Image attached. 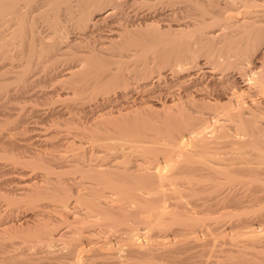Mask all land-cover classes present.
Wrapping results in <instances>:
<instances>
[{
    "label": "rangeland",
    "instance_id": "rangeland-1",
    "mask_svg": "<svg viewBox=\"0 0 264 264\" xmlns=\"http://www.w3.org/2000/svg\"><path fill=\"white\" fill-rule=\"evenodd\" d=\"M42 1L43 6L39 10H34L32 4H28L25 0L19 1V7L21 10L25 11L24 18L27 22L29 21L31 28L33 27L32 33L35 37L36 46L40 50H43V56L33 59L31 67H29L26 72L25 64L28 59L26 44L10 43L7 44L8 46L6 45L8 54H12V56L10 55L11 61H9V57L3 59L0 55V222L5 223V225L10 228L12 226L11 229L15 231L11 233V235L14 234V236H9L8 234H10V232L6 233L5 236H0V241L5 243L1 251H7H3L4 253L1 254H15L20 251L28 253L27 256L29 258L27 259L29 261L31 260L30 262L16 260V264H264V200L244 202V205L240 202L242 198L245 199V197L248 196L245 194L256 189L255 187L257 185L259 187L261 184L259 182L263 181V179H256L257 176L264 177V175L257 174V176L253 175V177L250 175L251 178H249L250 176H246V179L244 178L246 187H244L242 191L244 193L246 191L247 193L244 194L241 193V191L231 193L233 191L230 192L227 189L229 187L230 190L232 189L231 185L229 186V184H231L230 177L225 173L228 169V166L225 165L228 164H224L228 163L226 159L228 153L226 151H228L230 147V136H225L221 138L220 141H211L214 136L225 135L227 132L230 134L231 129L228 125L227 127L215 129V126L219 123V121H216L214 125L209 126V128L207 127L204 134L206 141H198V143L201 144L199 147H196L193 142L191 143L189 141H169V139H167V133L169 134V132H172L174 134L178 131H170V129L173 130V128L168 125H163L164 121L161 119L164 117L163 110L166 109H162V106L160 107L153 104L155 102L162 103L165 97L168 101L172 98L174 92L176 93L182 90V84L187 88L190 86L188 90L191 91L194 96L197 95L194 98H198L196 101L200 104L201 101L206 102L208 99L215 98L216 94L219 93L218 97L220 102L218 101V104L216 103L217 105L215 106L217 110H221L226 105L228 106V104H234V99H231L229 103H227L228 100H226L227 97L230 96V91L243 93L242 98L244 97L243 100H247L246 102L255 101V99L258 100L262 94L255 88V85L251 84L253 86H251L252 88L248 87L244 89L246 85L243 86V84H249V82H251L250 78L259 74L260 71L264 72V70H262L264 69V22L256 21L260 18L259 16H261L262 13L264 15V0H199L200 2L198 1V4L202 2V6L198 5L200 8L199 10L197 9L198 7L193 9L192 16L195 15L193 17L194 19L192 17H187L186 19L184 14L177 10L180 5L189 3L191 0H189V2H187L188 0H125V3H121L122 9H120V17L117 12H115L118 11L116 9L111 15H108L103 20L96 21L93 25L90 24L89 18L93 13L107 7L104 3L95 5L91 2L81 3L78 0ZM212 3L215 7H209ZM216 3H222L221 8L220 4L218 7ZM223 6H225V8ZM207 7L208 9L212 7V9L215 8V10H221L216 11L218 12L217 15L214 13L213 16H206L208 22H206V20L205 23L201 22L200 24V21L195 19L197 18L196 13L198 12L200 14L203 10L209 12ZM123 10L125 13H123ZM174 10L176 12H174ZM221 11L223 15L220 14ZM127 12L129 14L128 16H126ZM168 12L169 14L172 13L170 14L172 17ZM174 13H177L175 17ZM214 15L216 16L215 18ZM131 17L145 20L146 26L144 23H141L140 26H138L140 27L138 28V32L140 33L142 30V32L149 33L148 36L158 33L161 38H164V33H167L164 31H166V29L169 30L167 28L168 24L172 26V28L169 27L172 31L174 24L187 22H190V24H187L188 28L187 26L185 27L187 30L183 31L187 35H195L202 29L207 31L217 28L221 30V34L218 35L219 37L216 35L217 37H214V41L212 40L208 43L203 42V44L196 46V48L189 52L193 61L192 65L195 62L197 66L193 68L195 70L192 71V76H185V73L180 74L181 71L176 69L175 66L173 67L170 63L167 64V62H164L163 57L154 58L152 53L155 54L158 48H160V51L164 55V45H162V49L161 46L156 47L157 49L154 48V40L152 41V38L150 41L148 37L146 41L141 44L142 46L139 45L140 47H134L133 49L136 51L133 49H124L121 45V38H119V40L118 37L114 38L117 32V30L114 29L119 27V22L122 23L123 20ZM164 27L166 28L165 30ZM190 29L191 31H188ZM6 32L7 31H3L0 37L5 36ZM114 40L117 43H115V45L112 43ZM100 51L102 52L101 55L98 54L101 53ZM122 51L133 56L129 55L128 57L121 58L120 56L108 55L109 53H119L120 55L124 53ZM218 53L220 56H217ZM94 54L95 56H93ZM212 54L217 56V58H212ZM225 55L229 58L227 59ZM97 57H99V59ZM191 58L189 60H191ZM195 60L198 61V64ZM10 62L14 67L10 65ZM155 62L157 65H155ZM17 63H21L24 69L22 76L24 77L23 80L16 76L17 74L13 73V71L20 68H18V66L16 67ZM103 64L106 66L103 67L104 70H110L111 68V71L115 72L117 76L116 81L112 83L108 82V85L107 83L105 84L106 80L102 77L103 74H99V69L103 70L101 67ZM11 67L14 70L11 69ZM68 70L72 71L65 75V72ZM139 71L143 72L140 73ZM195 71L196 74L194 73ZM172 72L173 74H171ZM86 73L88 74L87 77ZM127 74L129 75L127 76ZM180 75L184 76L181 77ZM160 76L164 78L160 79ZM183 79L186 83L183 82ZM129 80L131 82H129ZM146 81H151V84L148 86L150 89L148 87L143 88V84ZM166 81L167 85L165 84ZM137 90H140L139 93ZM219 91H221V93ZM205 92L211 97L207 96ZM223 92H225V94H223ZM8 95L10 98H7ZM223 95L226 97H223ZM201 96H205L204 100H199ZM145 97L149 98L145 100ZM208 111L210 112L211 110L204 109L205 116H203V120L209 119L208 117H210V115ZM155 114L157 115L155 116ZM190 114H193L192 116L197 115L193 111H191ZM130 116L142 117L140 121L143 122L137 125L135 122L136 120L132 121ZM127 117H129V120ZM123 119L128 122L127 125L124 121H121ZM255 126H257V123H255ZM193 127H195V125H193ZM227 128H229L230 131H228L229 129ZM91 131L92 133L99 131V134L103 133L108 136L117 137H121L120 135L125 137L126 132L128 133V135H126L127 137L130 133H135L136 135L147 134L146 136H150L151 138H149L147 146H150V151L152 152L153 150L154 153L149 152V154L147 151L145 152L141 149H138L136 152L135 149L127 151V158L129 161L131 159V163L127 162L128 159H126L127 161L125 160L126 163L131 166L136 165V167L139 168L138 170H140L138 172H143L145 170L149 171L152 169L150 166L157 165L156 162H160L158 165H162L165 161H169L166 162L165 167L163 166L164 173L166 176L168 175V178H166L167 181L164 182L166 184H164V196L160 194L162 196L161 198L158 194L144 195L147 199L148 197L150 199L154 198V204L156 203V206L157 204L158 206L162 205L166 211H164V215L160 219L161 221L158 226L147 225L144 220L138 219L139 216V218H143L144 215L146 216L148 214V212L145 211L146 208L142 204V207L136 203H131L132 205L126 203L119 206L122 203L113 200L112 197L110 199L108 195V197L104 199L101 198L102 202H100V204L103 206V209H109L106 210L108 213L110 211V213L113 214V222L116 220V222L119 223V219L121 218L119 224L113 223L111 219L103 218L102 213H96V208H94L92 204L90 205L88 201H83V198H94L93 191L85 189L87 185H90V180L79 179V174L77 173L55 176L54 174L51 175L45 172V168H49L52 171L54 168V171H65L70 169L69 167H72L74 164L82 165L80 161H85V159L89 158L88 156L96 158V155H102L104 152L100 153L99 148L95 145L92 147L90 144L91 142H89L94 139V137L90 135L92 134ZM119 131H124V133H120ZM258 133L254 141L245 138L246 141H243V143L246 147L248 145L247 149H249L250 152L264 154V132L259 130ZM130 137H132V135ZM13 158H15V161ZM132 158H135L133 160L134 162L136 161L135 163L132 161ZM36 159L37 163L34 165ZM77 159H79V161ZM255 159L257 160V158L253 156L250 160L256 161ZM222 161L227 162L222 163ZM31 162H33V164H31ZM65 163L67 165H65ZM215 163L218 164L215 165ZM219 164L221 166L224 164L220 167L221 170L216 169L217 166L219 168ZM28 165L34 166L29 167ZM214 170L219 171L218 173H213ZM221 172H223V174ZM171 173L172 175H170ZM225 174L229 181L225 178ZM74 180L80 181V183L76 184ZM65 181L66 183L64 184ZM167 187L170 189H167ZM186 187H188V189ZM172 190L176 191L174 192ZM86 191L90 192L85 193ZM170 191L174 193L173 197L169 196L172 194ZM38 193H40V195ZM59 193L68 200V204L65 207L58 206V203L53 200V196L60 195ZM167 193L168 195L166 196ZM228 193H231L230 195L232 196ZM238 195L239 197L241 196V200ZM164 199L166 200L164 201ZM233 199L234 201L236 199L237 205L236 201L233 202ZM101 206L99 208H101ZM123 207L126 208V211L122 210ZM119 211L122 213H119ZM114 213L116 214L114 215ZM123 213H126L125 216H123ZM117 214L119 216H116ZM117 217L120 218L117 219ZM123 217L127 219L124 220ZM37 224L42 225L39 229L40 231H34L35 225ZM125 228L134 229L138 233V236H132ZM46 234L50 235L49 238L53 240H43L44 244L43 241L31 242L26 240L27 242H22V240H24L23 238L27 239L29 237L32 239V236H44ZM11 241L16 242L14 244H9ZM142 241L146 243L147 250L132 252L129 249V246L132 244ZM46 243L49 246H46ZM45 247L48 248L45 249ZM3 260L5 264L6 262L7 264H11L12 262L10 259H7V261L6 259Z\"/></svg>",
    "mask_w": 264,
    "mask_h": 264
},
{
    "label": "bare ground",
    "instance_id": "bare-ground-1",
    "mask_svg": "<svg viewBox=\"0 0 264 264\" xmlns=\"http://www.w3.org/2000/svg\"><path fill=\"white\" fill-rule=\"evenodd\" d=\"M19 1L20 0H0V35L3 33V31H7L5 36L3 37H0V55L1 57L4 59V58H10V55L12 56V54H8V49L6 48V45L7 44H14V43H22V44H26V53H27V62H26V66H25V71L27 72V70L29 69V67H31V63H32V60L35 59V58H40L43 56V50H40L39 48H37L36 46V43H35V37L32 33V28H31V24L29 23V21L27 22L26 19L24 18V15H25V11L21 10L20 7H19ZM28 4H32V7L34 8V10H39L42 6H43V1L42 0H25ZM79 2L83 3V2H91L95 5H98V4H101V3H104L107 7H105L104 9H102L101 11H97L95 13H93V15L89 18L90 19V24L93 25L96 21H100V20H103L105 17H107L108 15H111L113 13L114 10H118V11H115L117 12L118 16L120 17L121 15V3H125V0H78ZM124 1V2H123ZM128 1V0H127ZM132 1V0H131ZM173 1V0H172ZM199 0H191V2H189V0L187 2L189 3H186V4H183V5H180L177 10L181 13L184 14V16L188 18H193L194 16H192V11L193 9L197 8L198 10L200 9L198 5H201L198 4ZM213 1V0H212ZM178 2V1H177ZM180 2V1H179ZM205 2V1H204ZM129 3H132V2H129ZM173 3V2H172ZM231 3V2H230ZM237 3V2H236ZM24 4V3H23ZM174 4V3H173ZM219 7V4L220 3H216ZM215 4V5H216ZM227 4H228V1H227ZM125 5V4H124ZM127 5V3H126ZM125 5V6H126ZM224 5V4H223ZM129 6V5H128ZM202 6V5H201ZM208 6V5H207ZM212 6V7H215L213 5V3L211 5H209V7ZM222 6V3L220 4V8ZM168 7V6H167ZM207 9L209 10V12H206L203 11L199 14L196 13V17L195 19H198L200 21V24L201 22L205 23V21L207 20V17L206 16H213L214 13H216L215 15H217L218 12L216 11H220L218 8V10H215L214 9ZM225 8V6H223ZM129 8V7H128ZM176 8V7H175ZM174 8V9H175ZM223 8V9H224ZM244 8V7H243ZM28 10V9H27ZM146 10V8H145ZM173 10V9H172ZM171 10V11H172ZM197 10V11H198ZM214 10V11H213ZM252 10V9H251ZM124 11V10H123ZM170 11V12H171ZM201 11V10H200ZM227 11V10H226ZM248 11V10H247ZM250 11V10H249ZM132 12V11H131ZM174 12H176L174 10ZM252 12V11H251ZM125 13V11L123 12ZM138 13V12H137ZM136 13V14H137ZM225 13V12H224ZM249 13V12H248ZM33 14V13H32ZM116 14V15H117ZM167 14V13H166ZM169 14V12H168ZM172 14V13H170ZM169 14V15H170ZM175 14V13H174ZM177 14V13H176ZM176 14L174 15V17L176 16ZM208 14V15H206ZM221 15L222 14V11L220 13ZM219 14V15H220ZM128 12L126 14V16H128ZM133 15V14H132ZM149 15V14H148ZM153 15V14H152ZM214 15V18L216 17ZM225 15V14H224ZM227 15V14H226ZM263 13L261 14V16H259L260 18H258L256 21L258 22H264V15ZM124 16V15H123ZM136 16V15H135ZM171 16V15H170ZM183 16V17H184ZM210 16V18H211ZM258 16V15H257ZM114 17V16H113ZM122 17V16H121ZM130 17V16H129ZM138 17V16H136ZM136 17H131V18H128V19H125L123 20L122 23L119 22V27L117 29H114V30H117L116 32V36L115 37H118V40L119 38H121V45L124 47L125 50L129 49H133L134 47L137 48L140 47L139 45H141L142 43H144L146 41V39L149 37L150 38V41H151V38H152V41H153V46L154 48L156 47H159L161 46V49H162V45H164V55L163 53L160 51V48H158V50L156 51V53H152L154 55V58H161L163 57L164 58V62H167L170 63L173 67L175 66L176 69L180 70L181 73L180 74H183L185 73V76H188V75H191L192 76V71L195 70L193 68H196V63L192 65V58L190 57L189 55V52H191L194 48H196V46L200 45V44H203L204 43H208L209 41H212L214 39V37L217 35H220L221 34V30L219 28L217 29H209L207 31H204L203 29L201 31H199L197 34H193V35H187L185 32H183L184 30L186 31L187 29L185 28L187 26L188 28V25L187 24H190V22L188 23H176L174 24V27L171 31L170 28H172V26H170L168 24L167 28L169 30H167L165 27H164V30L166 29V31L164 32H167V33H164V38L160 36V34L158 33H154L155 35H149L145 32H142L141 30L140 33L138 32V26H140L141 23H144L145 25V20H142L141 18L137 19ZM142 17V16H140ZM172 17V16H171ZM165 18V17H164ZM179 18V17H178ZM118 19V18H117ZM120 19V18H119ZM171 19V18H170ZM194 19V18H193ZM209 19V18H208ZM245 19V18H244ZM247 19V18H246ZM254 19V18H253ZM156 20V19H155ZM166 20V18H165ZM174 20V19H173ZM190 20V19H188ZM192 20V19H191ZM211 20V19H209ZM236 20V19H235ZM118 21V20H117ZM122 21V19H121ZM159 21V20H158ZM176 21V20H175ZM187 21V20H186ZM198 21V22H199ZM240 21V20H239ZM254 21V20H253ZM255 21V22H256ZM147 22V21H146ZM152 22V21H151ZM169 22V21H168ZM167 22V23H168ZM179 22V21H178ZM185 22V21H184ZM192 22V21H191ZM208 22V20L206 21ZM175 23V22H174ZM197 23V21H196ZM257 23V22H256ZM118 24V23H117ZM165 24V23H164ZM199 24V25H200ZM262 25V24H261ZM146 26V25H145ZM153 26V25H152ZM165 26V25H164ZM194 26V25H193ZM237 26V25H235ZM170 27V28H169ZM191 27V26H190ZM195 27V26H194ZM201 27V26H200ZM244 27V26H243ZM67 28V27H66ZM79 28V27H78ZM185 28V29H184ZM223 28V27H222ZM225 28V27H224ZM89 29V28H88ZM87 29V30H88ZM99 29V28H98ZM150 29V28H149ZM161 29V28H159ZM194 29V28H193ZM261 29V28H260ZM254 30V29H253ZM97 31V30H96ZM159 31V30H157ZM161 31V30H160ZM168 31H171V32H168ZM188 31H191L188 30ZM223 31V30H222ZM226 31V30H225ZM113 32V31H112ZM138 32V33H137ZM142 32V33H141ZM148 32V31H147ZM27 33V34H26ZM85 33V32H84ZM151 33V32H150ZM160 33V32H159ZM163 34V33H162ZM231 34V33H230ZM56 35V34H55ZM85 35V34H84ZM96 35V34H95ZM90 36V35H89ZM110 36V35H109ZM216 36V37H217ZM239 36V35H238ZM219 37V36H218ZM112 38V36H111ZM113 38V39H114ZM86 39V38H85ZM106 39V38H105ZM112 40V39H111ZM215 40V39H214ZM213 40V41H214ZM218 40V39H217ZM222 40V38H221ZM225 40V39H224ZM110 41V40H109ZM220 42V41H219ZM218 42V43H219ZM109 43V42H108ZM113 45H115V40ZM151 43V42H150ZM242 43V42H241ZM110 44V43H109ZM117 44V43H116ZM213 44V43H212ZM72 45V44H71ZM120 45V46H121ZM144 45V44H143ZM148 45V44H147ZM146 45V46H147ZM232 45V44H231ZM247 45V44H246ZM8 46V45H7ZM14 46V45H13ZM70 46V45H69ZM104 46V45H103ZM111 46V45H110ZM109 46V47H110ZM117 46V45H116ZM142 46V45H141ZM150 46V45H149ZM212 46V45H211ZM253 46V45H251ZM95 47V46H94ZM105 47V46H104ZM217 47V46H216ZM11 48V47H10ZM101 48V47H100ZM115 48V47H114ZM211 48V47H210ZM250 48V47H249ZM92 49V48H91ZM90 49V50H91ZM111 49V48H110ZM119 49V48H118ZM117 49V50H118ZM157 49V48H156ZM205 49V48H204ZM88 50V49H87ZM101 50V49H99ZM104 50V49H103ZM134 50V49H133ZM155 50V49H154ZM65 51V50H64ZM67 51V50H66ZM85 51V50H84ZM136 51V50H134ZM212 51V50H210ZM235 51V50H234ZM10 52V51H9ZM98 52V51H97ZM101 52V51H100ZM119 52V51H118ZM124 52V51H122ZM131 52V51H130ZM53 53V52H52ZM208 53V52H207ZM220 53V52H219ZM218 53L217 56H220ZM233 53V52H232ZM70 54V53H69ZM99 55L102 54L101 53H98ZM107 54V53H105ZM193 54V53H192ZM191 54V55H192ZM221 54V53H220ZM13 55H14V52H13ZM17 55V53H16ZM83 55V53H82ZM108 55L110 56H120L121 58L123 57H128L129 53L127 52H124L122 54L119 55V53H116V54H111L109 53ZM152 55V56H153ZM53 56V55H52ZM84 56V55H83ZM95 56V54L93 55ZM92 56V57H93ZM133 56V55H131ZM130 56V57H131ZM196 56V55H195ZM217 56H214L212 54V58L214 57V59L217 58ZM222 56V55H221ZM226 56V55H225ZM223 56V57H225ZM237 56V55H236ZM103 57V56H101ZM148 57V56H147ZM151 57V56H150ZM193 57V56H192ZM211 57V56H210ZM16 58V57H15ZM19 58V57H18ZM74 58V57H73ZM99 59V57H97ZM106 58V57H105ZM116 58V57H115ZM153 58V57H152ZM191 58V60H189ZM227 58V56H226ZM229 58V57H228ZM227 58V59H228ZM77 59V58H76ZM81 59V58H80ZM79 59V61H80ZM104 59V58H103ZM196 59V58H195ZM12 59L10 58L9 61H11ZM15 60V59H14ZM45 60V59H44ZM59 60V59H58ZM85 60V58H84ZM157 60V59H156ZM223 60V59H222ZM40 61V60H38ZM55 61V60H53ZM95 61V60H94ZM99 61V60H98ZM102 61V60H101ZM159 61V59H158ZM196 61V60H195ZM232 61V60H231ZM34 62V61H33ZM44 62V61H43ZM197 64H198V61H196ZM205 62V61H204ZM217 62V60H216ZM224 62V61H223ZM229 62V61H228ZM14 63V62H12ZM21 63H22V60H21ZM21 63H17L16 64V67L18 66V68H22V64ZM37 63V62H36ZM34 63V64H36ZM41 63V62H40ZM48 63V62H46ZM62 63V62H61ZM84 63V62H83ZM88 63V62H87ZM90 63V62H89ZM103 63V62H102ZM101 63V64H102ZM108 63V62H107ZM116 63V62H115ZM144 63V62H143ZM158 63V62H157ZM206 63V62H205ZM238 63V62H237ZM55 64V63H54ZM106 64V63H105ZM152 64V63H151ZM166 64V65H167ZM211 64V63H210ZM224 64V63H222ZM10 65L11 62H10ZM38 65V64H37ZM58 65V64H57ZM83 65V64H82ZM80 65V66H82ZM107 65V64H106ZM138 65V64H137ZM155 65L156 62H155ZM195 65V67H194ZM206 65V64H205ZM236 65V64H235ZM41 66V65H40ZM49 66V65H48ZM79 66V65H78ZM105 65L103 64V66H101L102 68L104 67ZM152 66V65H151ZM159 66V64H158ZM161 66V64H160ZM214 66V65H213ZM12 67H14L12 65ZM11 67V69H13ZM51 67V66H50ZM55 67V66H54ZM63 67V65H62ZM66 67H67V64H66ZM98 67V66H97ZM106 67V66H105ZM137 67V66H136ZM146 67V66H144ZM154 67V66H153ZM201 67V66H200ZM220 67V66H219ZM17 69L15 71H13V73L17 74L16 76H18L19 78H21L22 80L24 79L23 76V68L22 69ZM135 68V67H134ZM142 68V67H141ZM170 68V67H169ZM47 69V68H46ZM71 69V68H70ZM76 69V68H75ZM78 69V68H77ZM80 69V68H79ZM131 69V68H130ZM139 69V68H138ZM137 69V70H138ZM148 69V68H147ZM172 69V68H171ZM192 69V70H191ZM218 69V68H216ZM215 69V71H216ZM227 69V68H226ZM32 70V69H31ZM35 70V69H34ZM49 70V69H48ZM87 70V69H86ZM93 70V69H92ZM99 74H105L104 76L102 75V77L106 80L105 84L107 83L108 85V82L109 83H112L114 81H116V75H115V72H112L111 71V68L110 70L109 69H106L103 70L102 69H99ZM151 70V69H150ZM154 70V69H152ZM170 70V69H169ZM178 70H177V73H178ZM212 70V69H211ZM264 70V69H262ZM30 71V70H29ZM36 71V70H35ZM35 71H32V72H35ZM41 71V70H40ZM45 71V70H44ZM51 71V70H50ZM49 71V72H50ZM59 71V69H58ZM72 70H68L67 72H65V75L69 74ZM78 71V70H77ZM89 71V70H88ZM122 71V70H121ZM172 71V70H170ZM210 71V70H209ZM223 71V70H222ZM137 72V71H136ZM140 72V71H139ZM143 72V71H142ZM140 72V73H142ZM146 72V71H145ZM214 72V71H213ZM38 73V72H37ZM128 73V71H127ZM160 73V72H158ZM176 73V74H177ZM196 74V71L194 72ZM205 73V72H203ZM220 73V72H219ZM25 74H28V73H25ZM33 74V73H32ZM31 74V75H32ZM43 74V72H42ZM41 74V75H42ZM45 74V73H44ZM56 74V73H55ZM83 74V73H82ZM124 74V73H123ZM173 74V72L171 73ZM179 74V73H178ZM177 74V76H178ZM52 75V74H51ZM87 73H86V77H87ZM129 74H127L128 76ZM132 75V74H131ZM141 75V74H140ZM149 75V74H148ZM194 75V74H193ZM211 75V74H210ZM209 75V76H210ZM214 75V74H212ZM222 75V73H221ZM227 75V73H226ZM14 76V75H13ZM27 76V75H26ZM135 76V75H134ZM167 76V75H166ZM176 76V75H175ZM181 76V75H180ZM184 75H182L181 77H183ZM251 76V75H250ZM30 77V76H29ZM40 77V76H39ZM59 77V76H58ZM146 77V75H145ZM144 77V78H145ZM169 77V76H168ZM194 77V76H193ZM192 77V78H193ZM222 77V76H220ZM44 78V77H43ZM51 78V77H50ZM123 78V76H122ZM163 79L164 77L160 76V79ZM187 78V77H186ZM212 78V76H211ZM210 78V79H211ZM218 78V77H216ZM57 79V78H56ZM62 79V78H61ZM79 79V78H78ZM102 79V78H101ZM153 79V78H152ZM169 79V78H168ZM188 79V78H187ZM191 79V78H190ZM189 79V80H190ZM215 79V78H214ZM251 82H249V84L245 83L243 84L246 85L245 88H250L253 84L255 85V88H257V90L262 94V96L256 100L255 98V101H244V97L242 98V95L243 93H237V92H232L230 91V96L227 97L226 100H228L227 103H229L231 101V99L233 100L234 99V104H228V106L224 105L225 107L222 108L221 110H217L215 108V106L218 104L217 102L219 101V93L216 94L215 98H211V99H208V101L204 102V101H201V104L199 102H197L196 100L198 99H195L194 97L197 96V95H193L191 93V91L188 90V88L190 87H186L182 84V90H180L179 92H174V95H172V98H170L168 101L166 99V97L164 98V101L161 103H158V102H155L153 103L154 105H158V106H162V109H166V110H163L164 111V117L163 119H161L162 121H164L163 125H168L170 126L172 129H170V131H178L177 133H172V132H169V134L167 133L168 137L167 139H169V141H189V142H193L194 145L196 147H199L201 146V144L198 143V141H206V137L204 136L205 134V129L209 126H212L216 123V121H219V123L215 126L217 128H220V127H228L231 129V133L229 134L228 132L224 135H221V136H214V138L211 140V141H220L221 138L225 137V136H230V147L228 149V151H226L228 153V157L226 158L228 160V163H224V164H228V165H225V166H228V169L225 171L226 174H228V176L230 177V181H231V184H229V186L231 185V190L229 188H227L231 193H235V192H238V191H241V193H244L242 190H244V187L245 184H244V178L246 179V176H250L253 175L257 176L258 175H264V154H260L257 150V152L259 153H253V152H250L249 149H247L246 145L243 143V141H246L245 138H247V140L250 139V141H254V138L257 137V135L259 134L258 131L261 130L262 132H264V72L263 71H260L259 74H256V76L254 75L253 78H250ZM27 80V79H26ZM82 80V79H81ZM88 80V79H87ZM104 80V81H105ZM142 80H143V77H142ZM155 80V79H154ZM153 80V81H154ZM159 80V78H158ZM165 80V79H164ZM186 80V79H185ZM193 80V79H192ZM191 80V81H192ZM220 80V78H219ZM218 80V81H219ZM223 80V79H222ZM21 81V80H20ZM35 81V80H34ZM96 81V80H95ZM100 81V80H99ZM135 81V80H133ZM138 81V80H137ZM152 81V82H153ZM157 81V80H156ZM160 81V80H159ZM179 81V80H178ZM213 81V80H212ZM26 82V81H25ZM119 82V81H118ZM117 82V83H118ZM129 82H131L129 80ZM140 82V81H138ZM169 82V80H168ZM183 82L186 83L183 79ZM22 83V81H21ZM69 83V82H68ZM79 83V82H78ZM122 83V82H121ZM125 83V82H124ZM142 83V82H141ZM154 83V82H153ZM167 83V81L165 82V84ZM170 83V82H169ZM182 83V82H181ZM191 83V82H189ZM218 83V82H217ZM151 84V81H146L144 82L143 84V88L144 87H148L149 85ZM174 84V83H173ZM176 84V83H175ZM223 84V83H221ZM252 84V85H251ZM16 85V84H15ZM21 85V84H20ZM111 85V84H110ZM153 85V84H152ZM167 85V84H166ZM178 85V84H177ZM94 86V85H93ZM99 86V84H98ZM113 86V85H112ZM154 86V85H153ZM171 86V85H170ZM188 86V85H187ZM215 86V85H213ZM221 86V85H220ZM127 87V86H125ZM223 87V86H222ZM253 87V86H252ZM251 87V88H252ZM22 88V87H21ZM26 88V87H25ZM82 88V87H81ZM136 88V86H135ZM149 88V87H148ZM173 88V87H172ZM240 88V87H239ZM30 89V88H29ZM127 89V88H126ZM147 89V88H146ZM150 89V88H149ZM166 89V88H165ZM178 89V88H176ZM175 89V90H176ZM180 89V88H179ZM195 89V88H194ZM193 89V90H194ZM207 89V88H206ZM242 89V90H244ZM69 90V89H68ZM192 90V91H193ZM199 90V89H198ZM211 90V89H210ZM218 90V89H217ZM250 90V89H248ZM247 90V91H248ZM138 91V90H137ZM140 91V90H139ZM138 91V93H139ZM150 91V90H149ZM196 91V89H195ZM212 91V90H211ZM227 91V89H226ZM171 92V91H170ZM200 92V91H199ZM206 92L208 93V91L206 90ZM205 92V93H206ZM214 92V90H213ZM221 93V91H219ZM258 92V93H259ZM115 93V92H114ZM125 93V92H124ZM142 93V92H141ZM168 93V92H167ZM198 93V92H197ZM202 93V92H201ZM206 93V94H207ZM216 93V92H215ZM246 93V92H245ZM251 93V92H250ZM89 94V93H88ZM123 94V93H122ZM169 94V93H168ZM223 94H225V92H223ZM134 95V94H133ZM144 95V94H143ZM166 95V94H165ZM171 95V94H170ZM212 95V94H211ZM221 95V94H220ZM229 95V94H227ZM251 95V94H250ZM131 96V95H130ZM138 96V95H136ZM142 96V95H141ZM147 96V95H146ZM158 96V95H157ZM160 96V94H159ZM168 96V95H167ZM207 96H210L209 94H207ZM53 97V96H52ZM82 97V96H81ZM124 97V96H122ZM133 97V96H132ZM131 97V98H132ZM211 97V96H210ZM223 97H226L223 95ZM7 98H10L9 95ZM6 98V99H7ZM92 98V97H91ZM149 98V97H145V100ZM157 98V97H156ZM168 98V97H167ZM205 96H201L199 97V100H204ZM96 99V98H95ZM136 99V98H135ZM134 99V100H135ZM249 99V98H248ZM253 99V98H252ZM9 100V99H8ZM58 100V99H57ZM144 100V99H143ZM143 100H142V103H143ZM150 100V99H148ZM147 100V102H148ZM198 100V101H199ZM133 101V100H132ZM140 101V100H139ZM151 101H154V100H151ZM157 101V100H155ZM4 102V101H3ZM146 102V101H144ZM168 102V103H167ZM220 102V101H219ZM85 103V102H84ZM136 103V102H134ZM170 103V104H169ZM217 103V104H216ZM223 103V102H222ZM221 103V104H222ZM247 103V104H246ZM220 104V105H221ZM45 105V104H44ZM136 105V104H135ZM54 106V105H53ZM137 107V106H136ZM222 107V106H221ZM4 108V107H3ZM144 108V107H143ZM60 109V108H59ZM150 109H151V106H150ZM154 109V108H153ZM161 109V110H162ZM204 109H210L211 111L208 113L210 115V117H208L209 119L208 120H203V116H205V112H204ZM137 110V109H136ZM144 110V109H143ZM195 112L197 115L195 116H192L193 114H190L191 111ZM190 111V112H189ZM207 111V110H206ZM145 112V111H144ZM136 113V112H135ZM199 114V115H198ZM137 115V114H136ZM144 115V114H143ZM142 115V116H143ZM157 114H155L156 116ZM202 117H201V116ZM207 115V113H206ZM120 116V114H119ZM132 116H135V115H132ZM139 116V115H138ZM131 117V120L132 121H135L136 124L138 125L139 123L143 122V121H140L142 117ZM152 116V115H151ZM150 117V116H149ZM159 117V116H158ZM123 118V117H122ZM144 118V117H143ZM148 118V117H147ZM74 119V118H73ZM127 119L129 120V117H127ZM206 119V118H205ZM18 120V119H17ZM120 120V119H119ZM127 120V121H128ZM155 120V119H153ZM222 120V122H221ZM118 121V120H117ZM121 121H124L121 120ZM159 121V120H158ZM116 122V120H115ZM126 123V125L128 124V122H126V120L124 121ZM134 122V123H135ZM113 123V122H112ZM131 123V122H130ZM145 123V122H144ZM157 123V122H156ZM197 125H196V124ZM255 123H257V126H255ZM6 124V123H5ZM117 124V123H116ZM125 125V126H126ZM193 125H195V127H193ZM89 126V125H88ZM144 126V125H143ZM165 128V127H164ZM167 128V127H166ZM212 128V127H211ZM227 128V129H229ZM87 129V128H86ZM168 129V128H167ZM230 129L228 131H230ZM95 130V129H94ZM207 130V129H206ZM93 131V129H92ZM91 131V133H92ZM101 131V130H100ZM125 131V130H124ZM123 132H120V133H124ZM128 131V130H127ZM139 131V130H138ZM213 131V130H212ZM211 131V132H212ZM44 132V131H43ZM67 132V131H66ZM99 132V131H98ZM97 131L96 133L93 132L92 135L94 137V139H92V141H89L91 142L90 144L92 145V147L95 145L96 147L99 148V151L100 153H102V155L98 154L96 155L95 157L96 158H91V156H88L87 158L88 159H85V161H80L82 165H78V164H74L72 165V167H69L70 169L68 170H65V171H61L60 168L59 170L60 171H53L49 168H45V172L47 174H54L55 176H60V175H67L69 173H77L79 174V179H88L90 180V185H87L85 187V189L87 190H92L93 193H94V198L92 199H85L83 198V201L86 200L89 202V204L96 208V213H102V217L105 218V219H111V222H113V214L109 213L106 211V210H109V209H103L100 204L101 201V198H105V197H112L113 200L119 202V203H122V204H118L119 206H122L123 204H126V203H129V204H133V203H136V204H139V206H141V204L146 208V212H148V214L143 218H139L138 219H142L144 220L145 223H147V225L149 224L150 226L153 225V226H158L159 225V222L161 221L160 219L163 217V213H164V208L163 206H157L154 204V196L152 197L153 199H150L148 197V199L144 196V195H154V194H158V195H162L164 196V186L166 185L164 182L167 181L166 178H168V175L166 176V174L164 173L165 171H163V166L165 167L166 165V162H169V161H165L164 164L162 165H158V163L160 162H156V166H150V169L149 171L148 170H145L143 172H138L140 170H138L139 168L136 167V165L134 166H131L130 164H127L126 163V159L127 158V151H130L131 149L134 150L135 149V152L138 150V149H141L142 151H147L148 153L151 152L150 151V146L148 147L147 145V142H149V138H151L150 136H146V135H136L135 133L131 134L127 137L126 135H128V133L126 134L125 133V137L120 135L121 137H117V136H108V135H105L103 133L99 134ZM140 133V131H139ZM210 133V132H208ZM25 134V133H24ZM135 134V135H134ZM160 134V133H159ZM32 135V134H31ZM81 135V134H80ZM84 135V134H83ZM124 135V134H123ZM132 135V137H130ZM155 135V134H154ZM60 136V135H59ZM210 136V135H209ZM3 137V136H2ZM228 138V137H226ZM38 139V138H37ZM256 139V138H255ZM262 140V139H261ZM41 141V140H40ZM74 141V140H73ZM151 141V140H150ZM222 141V140H221ZM224 141V140H223ZM241 141V142H239ZM49 142V141H48ZM88 142V141H87ZM13 144V143H12ZM25 144V143H24ZM72 144V143H71ZM170 144V142H169ZM206 146V145H205ZM222 146V145H221ZM18 147V146H17ZM23 147V146H22ZM83 147V146H82ZM81 147V148H82ZM29 148V147H28ZM71 148V147H70ZM77 148V147H76ZM89 148V147H88ZM86 149V148H85ZM96 149V148H95ZM162 149V148H161ZM23 150V149H22ZM41 150V149H40ZM68 150V149H67ZM79 150V149H78ZM81 150V149H80ZM89 150V149H88ZM204 150V149H203ZM223 150V149H222ZM26 151V150H25ZM96 151V150H95ZM140 151V152H142ZM160 151V150H159ZM163 151V150H162ZM184 151V150H183ZM260 151V150H259ZM76 152V151H75ZM78 152V151H77ZM89 152V151H88ZM91 153H93L92 151H90ZM134 152V151H132ZM153 152V150H152ZM151 152V153H152ZM169 152V151H168ZM172 152V151H171ZM8 153V152H7ZM67 153V152H66ZM90 153V154H91ZM131 153V152H130ZM154 153V152H153ZM162 153V152H160ZM223 153V152H222ZM262 153V152H261ZM6 154V153H5ZM39 154V153H38ZM56 154V153H55ZM61 154V153H60ZM59 154V155H60ZM81 154V153H80ZM143 154V153H142ZM150 154V153H149ZM185 154V153H184ZM200 154V153H199ZM82 155V154H81ZM92 155V154H91ZM147 155V153H146ZM195 155V154H194ZM15 156V155H14ZM13 156V157H14ZM29 156V155H28ZM35 156V155H34ZM39 156V155H38ZM75 156V154H74ZM129 156V155H128ZM144 156V155H143ZM154 156V155H153ZM202 156V155H200ZM254 156V158H257L256 161H252L250 160L252 157ZM60 157V156H59ZM76 157V156H75ZM86 157V156H84ZM199 157V156H198ZM226 157V156H225ZM3 158V157H2ZM37 158V157H35ZM45 158V157H44ZM148 158V157H147ZM162 158V157H161ZM201 158V157H200ZM5 159V157H4ZM9 159V158H8ZM12 159V157H11ZM15 158H13L14 160ZM38 159V158H37ZM37 159H36V162L34 160L35 163L34 165L37 163ZM43 159V158H42ZM59 159V158H58ZM69 159H72V158H69ZM82 159V158H81ZM135 159V158H134ZM132 158V161L134 160ZM7 160V159H6ZM45 160V159H44ZM79 161V159H77ZM126 160V161H125ZM137 160V159H136ZM169 160V159H168ZM224 160V159H223ZM15 161V160H14ZM21 161V160H20ZM40 161V160H38ZM77 161V163H78ZM215 161V160H214ZM13 162V161H11ZM24 162V161H23ZM51 162V161H50ZM56 162V161H55ZM127 162H130L131 163V159ZM134 162V161H133ZM136 162V161H135ZM134 162V163H135ZM163 162V160H162ZM217 162V161H216ZM223 162H227V161H222ZM26 163V161H25ZM44 163V162H43ZM49 163V162H48ZM58 163V162H56ZM70 163V162H69ZM75 163V162H74ZM205 163V162H204ZM207 163V161H206ZM214 163V162H213ZM23 164V163H22ZM31 164H33V162H31ZM200 164V163H199ZM218 164V163H217ZM215 163V165H217ZM221 164V162H220ZM219 164V168L218 166L216 167V169H220V167H222L221 165ZM34 165H30V166H34ZM39 165V164H38ZM53 165V164H52ZM63 165V164H62ZM65 165H67L65 163ZM168 165V164H167ZM212 165V164H211ZM254 165V166H253ZM29 166V165H28ZM29 166V167H30ZM37 166V165H36ZM49 166V165H48ZM199 166V165H198ZM38 167V166H37ZM50 167V166H49ZM52 167V166H51ZM214 168V167H213ZM35 169V168H34ZM165 169V168H164ZM187 169H190V168H187ZM200 169V168H199ZM171 170V168H170ZM182 170V169H181ZM192 170V169H191ZM197 170V169H196ZM203 170V169H202ZM201 170V171H202ZM219 170H214L213 173H218ZM225 170V169H224ZM136 171V172H135ZM224 172V171H223ZM223 172H221L223 174ZM208 173V172H206ZM220 173V174H221ZM175 174V173H174ZM205 174V173H204ZM221 174V175H222ZM226 174H225V178L227 179L228 177H226ZM45 175V174H44ZM50 175V176H51ZM62 175V176H63ZM73 175V174H72ZM172 175V173L170 174ZM206 175V174H205ZM216 175V174H215ZM18 176V175H17ZM75 176V174H74ZM203 176V175H202ZM42 177V176H41ZM68 177V176H66ZM224 177V176H222ZM260 176H257L254 177L256 179H263L264 181V177H260ZM49 178V177H48ZM47 178V179H48ZM52 178V177H51ZM64 178V177H63ZM69 178V177H68ZM67 178V179H68ZM210 178V177H209ZM251 178V176L249 177ZM76 179V178H74ZM177 179V178H176ZM19 180V179H18ZM59 180V178H58ZM60 180H61V177H60ZM218 180V179H217ZM228 180V179H227ZM257 180V181H259ZM56 181V180H55ZM69 181V180H68ZM170 181V180H169ZM229 181V180H228ZM247 181V180H246ZM251 181V180H250ZM261 181L259 183H261L258 187V185L255 187L256 189H254L253 191H249L248 194H245L247 193L245 191V195H248L247 197H245V199L242 198V200L240 199L239 195H240V192H239V199L241 200L240 202L242 203V205H244V202H251V201H255L258 200H264V182ZM61 182V181H60ZM63 182V180H62ZM72 182V181H71ZM172 182V181H171ZM46 183V182H45ZM53 183V182H52ZM58 183V182H57ZM66 183V181L64 182V184ZM70 183V182H69ZM74 183H80V181H75L74 180ZM230 183V182H229ZM249 183V182H248ZM247 183V184H248ZM61 184V183H60ZM71 184V183H70ZM73 184V183H72ZM165 184V185H164ZM34 185V184H33ZM59 185V184H58ZM62 185V184H61ZM69 185V184H68ZM74 185V184H73ZM177 185V184H176ZM228 185V183H227ZM11 186V185H10ZM24 186V185H23ZM27 186V184H26ZM42 186V185H41ZM173 186V185H172ZM179 186V185H178ZM177 186V187H178ZM188 187H190L189 185H187ZM32 187V186H31ZM34 187V186H33ZM57 187V186H56ZM68 187V186H67ZM70 187V186H69ZM180 187V186H179ZM183 187V186H182ZM188 187H186L188 189ZM228 187V186H227ZM258 187V188H257ZM166 188V187H165ZM192 188V187H191ZM189 188V189H191ZM243 188V189H242ZM34 189V188H33ZM36 189V188H35ZM42 189V188H41ZM48 189V188H47ZM55 189V187H54ZM58 189V187H57ZM69 189V188H68ZM167 189H170L167 187ZM177 189V188H176ZM64 190V189H63ZM227 190V191H228ZM252 190V189H251ZM58 191V190H56ZM60 191H61V188H60ZM72 191V189H71ZM169 191V190H168ZM174 191V190H172ZM172 191H170L172 193ZM176 191V190H175ZM174 191V192H175ZM192 191V190H190ZM196 191V190H195ZM36 192H39V191H36ZM90 191H86L85 193H88ZM168 192V193H170ZM27 193V192H26ZM63 193V192H61ZM168 193L166 194V196L168 195ZM170 193V194H171ZM230 193V194H231ZM40 195V193H38ZM60 194V193H59ZM173 194L172 193L171 197H173ZM229 194V193H228ZM229 194V195H230ZM37 195V193H36ZM54 195V194H53ZM61 195V194H60ZM54 195L53 196V200L55 202L58 203V206H61V207H65L67 204H68V200L63 197L62 195ZM160 195V196H161ZM235 195V194H233ZM42 196V195H41ZM84 196V195H83ZM161 196V198H162ZM232 196V195H230ZM228 196V197H230ZM243 196V194H242ZM49 197V196H48ZM176 197V196H174ZM237 197V196H236ZM244 197V196H243ZM166 198V197H165ZM232 198V197H231ZM235 198V197H233ZM10 199V198H9ZM108 199V198H107ZM150 199V200H149ZM167 199V198H166ZM164 199V201L166 200ZM202 199V198H201ZM157 200V199H156ZM196 200V199H195ZM206 200V199H205ZM229 200V199H228ZM105 201V200H104ZM109 201V200H108ZM161 201V199H160ZM204 201V200H203ZM230 201V200H229ZM236 201V199H235ZM234 199H233V202H235ZM239 201V200H238ZM157 202V201H156ZM239 202V204H240ZM87 203V202H85ZM107 203V202H105ZM191 203V202H190ZM199 203V202H197ZM101 208H99L100 206ZM131 204V205H132ZM194 204V203H193ZM235 204V203H234ZM259 204V203H258ZM23 205V204H22ZM57 205V204H56ZM117 205V206H118ZM205 205V204H204ZM209 205V204H208ZM207 205V206H208ZM236 205H237V201H236ZM241 205V204H240ZM250 205V204H249ZM99 206V207H98ZM118 206V208H119ZM201 206V205H200ZM131 207V206H130ZM142 207V206H141ZM125 208V207H123ZM122 210H125L126 211V208ZM194 208V207H193ZM196 208V207H195ZM200 208V207H199ZM121 210V209H120ZM121 210V211H122ZM93 211V210H92ZM119 211V213L121 212ZM128 212V211H127ZM166 212V211H165ZM19 213V212H18ZM113 213V212H112ZM118 213V214H119ZM122 213V212H121ZM116 213H114L115 215ZM116 215V216H119V215ZM124 214V213H123ZM126 214V213H125ZM125 214L123 216H125ZM132 215V214H131ZM140 215V214H139ZM115 216V217H116ZM122 216V215H121ZM127 217V215H126ZM142 217V216H141ZM120 218V217H117V219ZM124 218V217H123ZM128 218V217H127ZM127 218H124L127 219ZM131 218V217H130ZM176 218V217H175ZM5 219V218H4ZM188 219V218H187ZM192 219V218H190ZM120 222H121V218L119 219ZM141 220V222H142ZM174 220V219H172ZM192 220H195V219H192ZM115 223H118L116 222V220L114 221ZM113 222V223H114ZM119 222V223H120ZM124 222V221H123ZM21 223V222H20ZM118 223V224H119ZM129 223V221H128ZM12 224V223H11ZM28 224V223H27ZM117 224V225H118ZM127 225V224H126ZM130 225V224H129ZM21 226V225H20ZM41 224L40 225H35V228H34V231L35 230H39L41 228ZM111 226V224H110ZM19 227V226H17ZM34 227V226H33ZM12 228V226H11ZM9 226L5 225V223L3 222H0V236L1 235H6V233L10 232V234H8L9 236H14V234L11 235V233L15 232L11 229ZM209 228V227H208ZM15 229V227H14ZM42 230V229H41ZM46 230V229H45ZM125 230L127 232H129L132 236L134 237H137L138 236V233L132 229V228H125ZM161 230V229H160ZM163 230V229H162ZM13 231V232H12ZM40 231V230H39ZM44 232V231H43ZM20 233V232H19ZM41 233V232H40ZM35 234V233H34ZM45 234V233H43ZM51 234V233H50ZM60 235V234H59ZM50 235H44V236H32L30 239L29 237L27 239L23 238L24 240H22V242H25L26 240L28 241H31V242H34V241H43V240H51L49 238ZM2 237V236H1ZM23 237V236H22ZM21 237V238H22ZM67 237V236H66ZM5 238V237H4ZM12 239V238H11ZM38 239V240H37ZM1 240V239H0ZM16 240V239H15ZM53 240V239H52ZM51 240V241H52ZM10 241V240H9ZM19 241V240H18ZM16 242V241H15ZM14 241L12 242H8L9 244H14L15 243ZM27 242V241H26ZM40 242V243H41ZM50 242V241H49ZM48 242V244H49ZM43 244H44V241H43ZM52 244V243H51ZM3 245H5V243H2V241H0V254L1 253H4L3 251H6V250H3L1 251ZM28 245V244H27ZM50 245V244H49ZM47 245L46 243V246H49ZM9 246V245H8ZM11 246V245H10ZM22 246V244H21ZM41 246V245H40ZM44 246V245H43ZM23 247V246H22ZM36 247V246H35ZM6 248V247H5ZM24 248V247H23ZM30 248V246H29ZM48 248V247H45V249ZM35 249V248H34ZM129 249L132 251V252H135V251H140V250H147V245L145 242H140V243H134L132 244L131 246H129ZM13 251V250H12ZM27 251V250H26ZM7 252V251H6ZM10 252V251H9ZM32 252V251H31ZM49 253V252H48ZM28 253H25L24 251H20V252H16L15 254L14 253H11V254H8L7 255H4V254H1L0 255V264H5L4 260L3 259H10L13 263H15V261L19 260V261H29L27 258H29L27 256ZM45 254V253H44ZM49 255V254H48ZM44 256V255H43ZM27 259V260H26ZM4 261V262H3ZM10 261V262H11ZM24 261V262H25ZM31 261V260H30ZM29 261V262H30ZM11 262V264H13ZM45 262V261H44ZM7 264V262H6ZM16 264V263H15Z\"/></svg>",
    "mask_w": 264,
    "mask_h": 264
}]
</instances>
